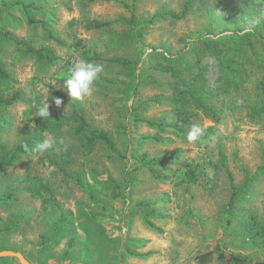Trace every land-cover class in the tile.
Segmentation results:
<instances>
[{"label":"rangeland","instance_id":"374dc122","mask_svg":"<svg viewBox=\"0 0 264 264\" xmlns=\"http://www.w3.org/2000/svg\"><path fill=\"white\" fill-rule=\"evenodd\" d=\"M87 53L103 71L75 100L65 79ZM0 64V96L21 94L0 107V162L38 133L51 145L0 171V198L13 197L0 203L1 252L32 264L264 261V0H0ZM177 94L203 129L196 141L173 126ZM76 110L116 154L75 133Z\"/></svg>","mask_w":264,"mask_h":264},{"label":"trees","instance_id":"16d2710c","mask_svg":"<svg viewBox=\"0 0 264 264\" xmlns=\"http://www.w3.org/2000/svg\"><path fill=\"white\" fill-rule=\"evenodd\" d=\"M92 1H95V0H92ZM14 5L15 6H22L26 10H28L29 8L32 7V5H29V4L24 3V2H16ZM187 10H188V8H186L184 10L182 15L158 14L151 20V24L154 21V19L159 18V17L163 18V19H165L167 16L174 18V19L183 18L186 15ZM108 26H110L109 23H101V24L99 23V24H95L94 28H106ZM16 44L23 45V44H19L17 42H16ZM25 48H27L29 53L34 54L39 61L47 60L49 62H52V59L50 57L53 55L48 50H45V49L36 50V49L30 48V47H25ZM86 57H87L86 61L95 62V60H96V59L92 58L91 56H89V53H87ZM112 62L118 63V64H123V65L126 64L120 60H115ZM0 80L3 82H7L10 80V75L8 74V72L5 70V68L1 64H0ZM182 92H185V91H182ZM176 98H177L175 100L176 110H177V114L179 117V121L182 122V125H178L179 123H176L173 126L175 129H178L181 132H184L185 129L183 128V126H185V124H186V125H188L187 127L189 128L191 126L190 125L191 121H190V118L183 119V116H184V114H186V116H188V115L192 116L193 113L189 114V112L186 111L187 105L182 104L183 99H182L181 95L177 94ZM20 99H21L20 93L13 94L11 96L9 95L7 97L0 96V107H11ZM203 115L205 118L212 119L215 122H218V120H219V115H217L213 109H204ZM74 119L79 124V128L75 132L77 135H82L83 133H89L87 141L90 145H92L96 142H102L108 147L109 151L112 154L117 153L116 147H115V142H114L113 138L107 132L99 131V130H90V127L88 125L86 118L78 110H76L74 112ZM45 120L46 121L44 123H42V126L44 128H45V126H47V123L51 119L49 117H46ZM0 125H1V120H0ZM150 125L154 126L157 124L151 122ZM40 138H41L40 133H38L35 136H32L27 142H25V144H23L21 146L14 147L12 152L8 155V157H6L4 160H2L0 162V171L6 170V169H9L10 167H12L20 155H26V154H29L30 152H32V150L35 148V146L38 143L42 142V139L40 140ZM253 182H254V178L248 179L245 183V186L248 187ZM40 187L45 188L47 190V188L44 185H41ZM235 193H236V191H235ZM235 193L233 196V200L235 197ZM12 198L13 197L11 195H9L7 197H2V198H0V203L11 201ZM231 206H234L233 201L231 202ZM214 255H216L215 260L218 262V264H264V261L254 260V259L248 258L246 256H241V255H237V254L229 253V252H219L216 254V252L210 251V252H206V253L199 255L196 259L198 261V264H206L207 262L213 260Z\"/></svg>","mask_w":264,"mask_h":264},{"label":"clouds","instance_id":"9594fccd","mask_svg":"<svg viewBox=\"0 0 264 264\" xmlns=\"http://www.w3.org/2000/svg\"><path fill=\"white\" fill-rule=\"evenodd\" d=\"M102 71L103 66L95 62L80 60L73 64L68 70V78L65 79V87L68 95L75 100H79L82 97L89 95L94 82L98 79V76ZM48 100L49 99L43 102L37 109L36 117H49V108L51 105L48 103ZM52 102L57 108L63 103L62 99L59 97H53ZM202 132L203 129L199 125L193 124L187 133L186 139L190 142L196 141L198 137L202 135ZM50 147L51 145L49 141L44 140L35 146V151L42 153L50 149Z\"/></svg>","mask_w":264,"mask_h":264},{"label":"water","instance_id":"95a60500","mask_svg":"<svg viewBox=\"0 0 264 264\" xmlns=\"http://www.w3.org/2000/svg\"><path fill=\"white\" fill-rule=\"evenodd\" d=\"M0 258H13L17 259L20 264H32L22 254L15 251H0Z\"/></svg>","mask_w":264,"mask_h":264}]
</instances>
